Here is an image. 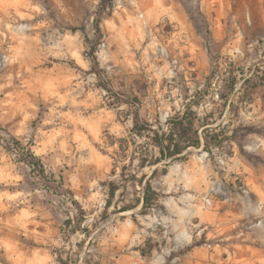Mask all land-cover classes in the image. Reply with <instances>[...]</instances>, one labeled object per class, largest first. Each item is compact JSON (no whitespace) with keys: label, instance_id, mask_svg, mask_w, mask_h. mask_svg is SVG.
I'll use <instances>...</instances> for the list:
<instances>
[{"label":"rangeland","instance_id":"rangeland-1","mask_svg":"<svg viewBox=\"0 0 264 264\" xmlns=\"http://www.w3.org/2000/svg\"><path fill=\"white\" fill-rule=\"evenodd\" d=\"M123 3L112 17L101 0H0V264H264V0ZM169 21L184 42H169ZM174 59L185 95L162 79ZM188 109L220 146L139 167L134 142L160 154L131 133L134 115L168 130ZM109 135L130 141L132 160ZM132 174L159 197L121 212L142 195Z\"/></svg>","mask_w":264,"mask_h":264},{"label":"trees","instance_id":"trees-1","mask_svg":"<svg viewBox=\"0 0 264 264\" xmlns=\"http://www.w3.org/2000/svg\"><path fill=\"white\" fill-rule=\"evenodd\" d=\"M102 7H105L106 0H101ZM101 17H95L94 26L96 28V33L98 37H101V28H100ZM92 59L95 64H97L96 57L94 56V48L92 50ZM236 85V81L228 84L229 91L233 90ZM198 117L196 113L190 109L184 112L182 115H178L176 117H170L168 120V130H164L162 127H158L157 129H153L151 124L143 121L140 117L139 113H136L133 117V127L131 129V133L135 136L144 138L145 136L151 140V146L158 149L159 156H151L150 155V144H137L134 142V152H140L139 157V167L143 168L146 164L156 165L161 163L167 159H175L180 158L185 155L187 151L191 148H200L202 145L204 147H208L213 142V144H218L216 146H220L219 142L216 143V137L218 134L212 133L207 130L202 140V135L196 125ZM111 139L106 141L108 146L115 147L114 153L116 156L120 158H130L133 159L136 153H133V157L128 155L130 141L127 138L121 137L117 139L114 135H109ZM212 140V141H210ZM29 154L32 156L31 164L40 169L41 174H45L44 166L41 160L33 155L31 152ZM126 168V165L123 167ZM116 172V168L113 169V173ZM122 175L125 176V170L122 171ZM134 184L133 186L140 185V190L142 195L135 199V202L124 204L122 206L117 205V209L121 212L136 209L141 205L142 210H147L149 207L153 206V204L158 200L159 193L155 190L152 185L150 179H147V175L143 174L140 178H138L135 174H132ZM120 189V186L115 182H111L108 190V198L105 204V211H108L110 206L114 204V198L117 194V191ZM144 256L147 255L145 251H142Z\"/></svg>","mask_w":264,"mask_h":264},{"label":"built area","instance_id":"built-area-1","mask_svg":"<svg viewBox=\"0 0 264 264\" xmlns=\"http://www.w3.org/2000/svg\"><path fill=\"white\" fill-rule=\"evenodd\" d=\"M127 1L129 3V6H132L133 8L135 7L136 0H127ZM127 9L128 8L124 6L123 0H107L105 3V11L111 12L112 17L121 15L122 13L123 14L127 13ZM143 15L144 13L142 12L138 14V16L140 17H142ZM101 27H102V24L100 22V28ZM161 30L166 35V37H168L169 42H171L172 40L174 41L173 37L176 36V34L180 35L181 42H184L185 40L183 37L184 31L181 28H178V25L174 24L172 21L164 22L161 26ZM95 32H96V28H95ZM101 32L103 36L100 38V42L97 45V49L94 51V56L96 57V60L99 64H101L103 61L105 62L106 72H104L103 74L101 73L103 76H105L106 74L111 73V70L114 65L110 63L111 60L108 58V46L109 45L106 40V33H103L102 28H101ZM163 50L166 51L165 48H163ZM177 66H178V60L174 59L172 62L168 63V67H167L168 74H165L167 69L165 70V72H162V79L163 81H165L166 86L170 85L172 87L173 84L176 85L174 88L167 90L168 95H185V93H183L178 86V77H177V70H176ZM189 70L192 75L195 70V67L193 65L192 66L189 65ZM211 88L212 90H214L216 97L219 98L220 97V94L218 91L219 88H216L215 80L212 82ZM188 94L192 95V91H189Z\"/></svg>","mask_w":264,"mask_h":264}]
</instances>
